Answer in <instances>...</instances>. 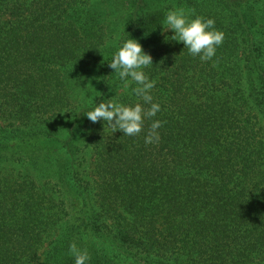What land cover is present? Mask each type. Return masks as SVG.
Masks as SVG:
<instances>
[{
    "label": "trees",
    "instance_id": "1",
    "mask_svg": "<svg viewBox=\"0 0 264 264\" xmlns=\"http://www.w3.org/2000/svg\"><path fill=\"white\" fill-rule=\"evenodd\" d=\"M215 20L211 61L166 41ZM153 65L159 142L83 112L139 101L109 67ZM91 154V156H90ZM264 264V0H0V264Z\"/></svg>",
    "mask_w": 264,
    "mask_h": 264
},
{
    "label": "clouds",
    "instance_id": "2",
    "mask_svg": "<svg viewBox=\"0 0 264 264\" xmlns=\"http://www.w3.org/2000/svg\"><path fill=\"white\" fill-rule=\"evenodd\" d=\"M163 33L171 30L174 34L165 36L166 41L183 43L185 49L193 57H199L201 61H211L216 56L217 49L223 44L225 33L216 29L215 20L196 16L186 12L183 8L170 10L163 21ZM153 65V58L146 53L139 40L129 38L123 41L118 50L113 54L109 67L114 70L119 80L123 82L125 89L130 84L132 93L139 101L135 104L118 102L115 97L103 100L83 114L92 123L103 120L107 122L112 131H120L123 136L136 137L145 128V122L152 120L150 129L144 138L145 144L158 143L160 136L158 129L162 122L153 119L161 112V105L154 102L152 90L156 81L149 78L145 69ZM70 254L75 259V264H88L90 256L87 251L81 250L75 243L69 247Z\"/></svg>",
    "mask_w": 264,
    "mask_h": 264
},
{
    "label": "rangeland",
    "instance_id": "3",
    "mask_svg": "<svg viewBox=\"0 0 264 264\" xmlns=\"http://www.w3.org/2000/svg\"><path fill=\"white\" fill-rule=\"evenodd\" d=\"M90 156H91V154H90Z\"/></svg>",
    "mask_w": 264,
    "mask_h": 264
}]
</instances>
